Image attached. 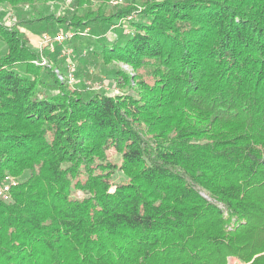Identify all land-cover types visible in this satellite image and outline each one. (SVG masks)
<instances>
[{
  "label": "trees",
  "instance_id": "obj_1",
  "mask_svg": "<svg viewBox=\"0 0 264 264\" xmlns=\"http://www.w3.org/2000/svg\"><path fill=\"white\" fill-rule=\"evenodd\" d=\"M56 1L0 0V264H264V0L22 10ZM24 27L70 32L116 92Z\"/></svg>",
  "mask_w": 264,
  "mask_h": 264
},
{
  "label": "rangeland",
  "instance_id": "obj_2",
  "mask_svg": "<svg viewBox=\"0 0 264 264\" xmlns=\"http://www.w3.org/2000/svg\"><path fill=\"white\" fill-rule=\"evenodd\" d=\"M123 2L124 0H120V2L118 1L119 4ZM68 7L69 5L67 1L59 0V1H56L55 3L44 2V3L35 4L33 6V9L35 12H32V13L29 12L31 11V9H29L27 5L23 6L22 10L25 11L24 12L25 16L31 17L33 15L40 16L49 11L50 12H62ZM16 18L17 16L15 15V12L13 10L0 6V22H3L7 26H10L15 22ZM24 29L26 31L27 37L29 38L30 46L33 49L38 50L39 49L38 41H39V37L41 33L37 32L36 30L31 29V27H24ZM84 31L87 32L88 30H84ZM107 32H111V31H107ZM3 51H4V47L0 43V54H2ZM49 53L52 55H56L59 58V60L62 61V65L64 67V74L66 76H68V74L73 75V80L70 83L71 84L70 86L80 88V89L82 87H85V88L93 89L97 91L103 90L108 93L116 92L117 89L116 87H114V84H112V82L107 79L108 77L105 73V69L103 65L97 64L96 61H94L91 57H90L91 59L88 58L87 60V63H88L87 71L89 73V76L87 77L84 74H80V73L76 74L77 59L75 58L76 55L74 54V50L71 44L69 43H62L58 45L55 44L54 51L49 52ZM43 58L47 62L48 56L44 55ZM120 66H122L123 69H127L126 65H120ZM122 177H123L122 174L120 172H117L115 174V181L120 182L123 179ZM228 259H229L230 264H240L234 258L229 257Z\"/></svg>",
  "mask_w": 264,
  "mask_h": 264
},
{
  "label": "built area",
  "instance_id": "obj_3",
  "mask_svg": "<svg viewBox=\"0 0 264 264\" xmlns=\"http://www.w3.org/2000/svg\"><path fill=\"white\" fill-rule=\"evenodd\" d=\"M117 0H114V3H116ZM72 36V34L70 32H59V33H56L54 35H50L48 33H42L39 37V41H38V47L40 50H48L49 52H53L54 49H55V44H61L63 43L65 40H69L70 37ZM45 59L42 58V61L41 63H45ZM60 78H62L60 75H59ZM68 78V82L69 84L72 82L73 80V75L72 74H68L67 76ZM13 181L10 177H5V181L3 184L0 185V193H2L5 198L7 197L6 196V193L9 189V182ZM229 261V259H228Z\"/></svg>",
  "mask_w": 264,
  "mask_h": 264
}]
</instances>
